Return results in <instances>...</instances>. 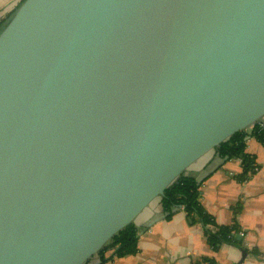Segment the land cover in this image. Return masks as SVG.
Returning <instances> with one entry per match:
<instances>
[{"label":"water","instance_id":"obj_1","mask_svg":"<svg viewBox=\"0 0 264 264\" xmlns=\"http://www.w3.org/2000/svg\"><path fill=\"white\" fill-rule=\"evenodd\" d=\"M261 124L264 0H25L0 28V264H93Z\"/></svg>","mask_w":264,"mask_h":264},{"label":"crops","instance_id":"obj_2","mask_svg":"<svg viewBox=\"0 0 264 264\" xmlns=\"http://www.w3.org/2000/svg\"><path fill=\"white\" fill-rule=\"evenodd\" d=\"M20 0H0V22L18 7ZM245 153L254 158L255 172L246 182L238 181L242 162L211 152L186 173L200 187L199 201L217 227L237 226L242 238L237 244L213 247L200 223L179 212L168 219L157 200L136 220L138 252L117 257L115 252L93 260V264H194L211 259L215 264H264V146L245 133ZM218 154H221L219 157ZM164 217V218H163ZM212 233L216 229L210 227Z\"/></svg>","mask_w":264,"mask_h":264},{"label":"trees","instance_id":"obj_3","mask_svg":"<svg viewBox=\"0 0 264 264\" xmlns=\"http://www.w3.org/2000/svg\"><path fill=\"white\" fill-rule=\"evenodd\" d=\"M24 1L25 0H20L19 4H22ZM10 16L11 14L0 22V28ZM252 136L264 146V129L260 126L255 127ZM245 138V133H239L218 149L224 157L238 159L242 162L243 172L237 178L240 182L248 181L256 169L254 158L245 153ZM200 187L201 184L195 179L182 176L174 185L166 190L165 197L160 201L167 218L170 219L174 215L176 209H182L191 222L194 224H202L208 237V242L213 247H217L220 243L238 245L236 236L239 233V228L236 225L231 227L216 226L214 219L207 214L199 201ZM210 227L217 230L215 234L209 230ZM137 241V231L135 225L132 224L127 229L118 233L109 244L106 245L100 257L104 262L106 260L105 254L108 252H115L114 254L117 257L134 255L138 252ZM238 246L240 247V245ZM194 264L215 263L211 259H203L201 262Z\"/></svg>","mask_w":264,"mask_h":264},{"label":"built area","instance_id":"obj_4","mask_svg":"<svg viewBox=\"0 0 264 264\" xmlns=\"http://www.w3.org/2000/svg\"><path fill=\"white\" fill-rule=\"evenodd\" d=\"M262 129H264V124L259 125ZM253 133V130L251 131V134Z\"/></svg>","mask_w":264,"mask_h":264}]
</instances>
